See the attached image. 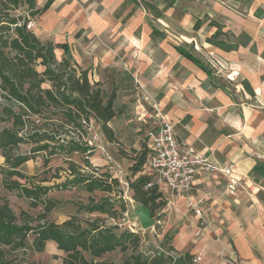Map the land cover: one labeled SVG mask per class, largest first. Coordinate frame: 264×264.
I'll list each match as a JSON object with an SVG mask.
<instances>
[{
	"label": "crops",
	"instance_id": "obj_1",
	"mask_svg": "<svg viewBox=\"0 0 264 264\" xmlns=\"http://www.w3.org/2000/svg\"><path fill=\"white\" fill-rule=\"evenodd\" d=\"M46 5L32 19L42 43L67 44L92 84L132 70L159 95L181 143L236 165V192L223 176H197L192 199L201 218L185 220L186 201L172 199L173 254L201 255V264H264V0H36V10ZM178 48L201 53L215 70L207 74ZM55 52L61 61L63 49ZM45 250L63 264L54 242Z\"/></svg>",
	"mask_w": 264,
	"mask_h": 264
},
{
	"label": "trees",
	"instance_id": "obj_2",
	"mask_svg": "<svg viewBox=\"0 0 264 264\" xmlns=\"http://www.w3.org/2000/svg\"><path fill=\"white\" fill-rule=\"evenodd\" d=\"M23 5L27 6L30 17L41 14L49 7L46 5L40 11L36 10V0H0V96L11 103L0 116V123L10 124V127L0 128V153L7 166L2 169L6 189L17 190L20 196L30 201L31 207L42 206L44 212L37 218L26 212L18 216L7 201L0 205V264H12L4 248L13 252L25 248L31 233L43 244L54 242L58 250L65 254L63 264H115L102 258L117 249L127 252L128 243L138 239L137 234L117 232V226L84 228L74 219L57 224L47 218L57 206L48 194L54 188L67 190L78 185H84L91 195L99 191L120 197L117 200L107 196L99 201L90 198L91 204L86 209L89 213L118 218L120 212L127 211L118 178L109 173L97 175L98 170L88 175L70 163L69 171L73 178L59 185L28 187L12 180L13 177L25 178L19 169L33 158L32 153L45 152L48 159L73 153L91 157L92 148L80 139L85 136V128L92 119L100 124L109 143H118L115 131L109 125L117 117L116 93L105 98L101 84H92L89 72L73 63L67 44L42 43L33 31L28 30L27 23L32 19L12 14ZM56 49L64 51L61 61L56 57ZM177 50L210 74L195 56L182 49ZM37 64L44 68L43 72L37 70ZM44 84L51 86L43 88ZM72 133L78 134V138L71 137ZM22 144L32 146L31 154L15 153ZM147 159L148 149L141 150L133 159L130 172L136 179L129 187L135 203L149 208L154 215L168 202L153 178L142 174ZM170 251H174L172 247ZM84 252L91 255L90 261ZM192 260L189 253L177 257L167 251L154 250L153 256L132 254L122 264H193Z\"/></svg>",
	"mask_w": 264,
	"mask_h": 264
},
{
	"label": "rangeland",
	"instance_id": "obj_3",
	"mask_svg": "<svg viewBox=\"0 0 264 264\" xmlns=\"http://www.w3.org/2000/svg\"><path fill=\"white\" fill-rule=\"evenodd\" d=\"M12 14L22 16L25 19L30 17L25 5L19 7ZM30 18L33 19V17ZM192 55L200 60L210 73L212 72L214 69L213 62L208 61V65H206V62L201 59V53H192ZM36 67L39 72H43V67L38 64ZM132 73V70H126L122 80L113 77L112 82L109 84L100 83L105 98L113 92L117 95L115 103L117 117L109 125L114 129L118 143H109L100 128V124L92 119L90 125L85 128V136L80 139L92 148L91 157L82 153H73L70 155L61 154L48 159L45 152L32 153L33 158L19 169L25 178H12V180H18L21 184L28 187L35 185L52 187L73 178L69 171L70 163H74L82 173L88 175H93V170H98L97 175L109 173L114 178H118L123 190L122 198L124 199L122 201L127 207L126 213L120 212L118 218L87 212L86 209L91 204L90 198L94 201H99L107 196L117 200L120 197L99 191L91 195L87 192L84 185H78L67 190L54 188L48 194V198L56 201L57 206L47 218L48 221L57 224L74 219L84 228L117 226V232L129 231L137 234L138 239L128 243L129 250L127 252L117 249L102 258L115 264H122L132 254L153 256L154 250L167 251L175 256L170 251L172 238L177 232L175 224L174 227L170 226L171 217L173 218L175 213L173 212L172 214L173 198L165 196L168 204L164 209L157 211L153 215L155 219L154 227L143 230L137 215L139 205L132 199V192L129 187V184L136 179L130 172L133 159L141 150L147 149L148 134L158 124V119L156 118L157 110H161L164 113L159 104V95L151 93L144 86L139 85ZM224 78H220L222 80L221 83L217 82L225 85L226 79ZM50 86V84H44L43 88H50ZM6 106H11V103L0 96V116ZM15 109L16 111L18 110L17 107ZM4 127H10V124L7 122L0 123V128ZM63 136L67 135L63 134ZM71 137L78 138V134L72 133ZM31 150L32 146L30 144H22L15 153L29 155ZM87 162L90 164L88 167ZM4 168H7V166L4 157L0 153V205L7 201L18 216L22 212H26L33 218H37L44 212V208L42 206L33 208L30 201L20 196L17 190L9 191L6 189L4 185L5 177L2 171ZM185 214L186 217L184 214L181 215L185 220L195 217L192 211H186ZM179 225H182V223ZM45 246L46 243H41L37 236L31 233L27 237L25 248L13 252L6 247L4 251L12 264H62V261H56L57 257H51L52 252L50 250L46 251ZM83 254L89 261L92 259L88 252Z\"/></svg>",
	"mask_w": 264,
	"mask_h": 264
},
{
	"label": "built area",
	"instance_id": "obj_4",
	"mask_svg": "<svg viewBox=\"0 0 264 264\" xmlns=\"http://www.w3.org/2000/svg\"><path fill=\"white\" fill-rule=\"evenodd\" d=\"M34 27V20H30L26 28L32 31ZM156 118L157 127L148 134V159L142 174L152 177L164 196L184 199L187 207L201 218L199 204L192 199L197 176L200 174L223 176L227 180L228 190L236 192L241 185V180L235 174L236 165L217 164L202 152L181 143L177 137L176 122L169 119L161 110H157ZM202 262L201 255L193 257V264Z\"/></svg>",
	"mask_w": 264,
	"mask_h": 264
},
{
	"label": "water",
	"instance_id": "obj_5",
	"mask_svg": "<svg viewBox=\"0 0 264 264\" xmlns=\"http://www.w3.org/2000/svg\"><path fill=\"white\" fill-rule=\"evenodd\" d=\"M137 215L143 230L154 227L155 219L153 217L152 211L149 208L139 205L137 208Z\"/></svg>",
	"mask_w": 264,
	"mask_h": 264
}]
</instances>
